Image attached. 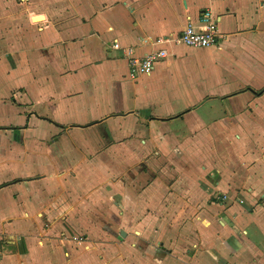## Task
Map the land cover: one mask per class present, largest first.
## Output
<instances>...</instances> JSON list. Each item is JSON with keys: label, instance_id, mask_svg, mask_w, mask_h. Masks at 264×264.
<instances>
[{"label": "crops", "instance_id": "0c3cea01", "mask_svg": "<svg viewBox=\"0 0 264 264\" xmlns=\"http://www.w3.org/2000/svg\"><path fill=\"white\" fill-rule=\"evenodd\" d=\"M0 264H264V0H0Z\"/></svg>", "mask_w": 264, "mask_h": 264}, {"label": "built area", "instance_id": "2783aa9c", "mask_svg": "<svg viewBox=\"0 0 264 264\" xmlns=\"http://www.w3.org/2000/svg\"><path fill=\"white\" fill-rule=\"evenodd\" d=\"M217 31L216 23L210 11H205L200 17V27L195 28L193 25L188 24L179 34H166L158 36L153 39H144L143 44H171V45H184L189 47H210L216 44ZM118 43L113 44V48L118 49ZM134 47L127 46L123 49L124 56L128 62V76L134 78L140 74H148L153 67V64L166 57L165 50L160 49L149 52L142 57L134 55ZM81 241L82 238H77Z\"/></svg>", "mask_w": 264, "mask_h": 264}]
</instances>
